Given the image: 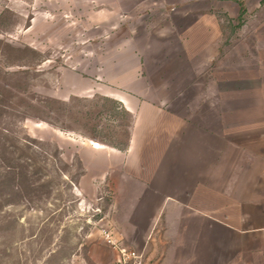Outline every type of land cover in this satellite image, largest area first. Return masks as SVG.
I'll return each instance as SVG.
<instances>
[{
  "label": "rangeland",
  "instance_id": "1",
  "mask_svg": "<svg viewBox=\"0 0 264 264\" xmlns=\"http://www.w3.org/2000/svg\"><path fill=\"white\" fill-rule=\"evenodd\" d=\"M242 1L0 0V264H109L136 178L264 171V1Z\"/></svg>",
  "mask_w": 264,
  "mask_h": 264
},
{
  "label": "crops",
  "instance_id": "2",
  "mask_svg": "<svg viewBox=\"0 0 264 264\" xmlns=\"http://www.w3.org/2000/svg\"><path fill=\"white\" fill-rule=\"evenodd\" d=\"M227 165L193 191L176 189L181 182L174 175L136 178L140 186L128 193L123 243L143 253L144 264H264V171L248 175ZM110 255L114 264L115 251Z\"/></svg>",
  "mask_w": 264,
  "mask_h": 264
},
{
  "label": "built area",
  "instance_id": "3",
  "mask_svg": "<svg viewBox=\"0 0 264 264\" xmlns=\"http://www.w3.org/2000/svg\"><path fill=\"white\" fill-rule=\"evenodd\" d=\"M102 235L106 244L116 253L114 264H144L143 253L126 246L119 235L117 236L114 232L109 230H104Z\"/></svg>",
  "mask_w": 264,
  "mask_h": 264
}]
</instances>
